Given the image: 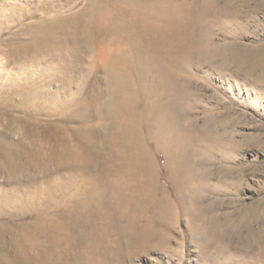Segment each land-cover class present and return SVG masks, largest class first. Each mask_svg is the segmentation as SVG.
I'll return each instance as SVG.
<instances>
[{
    "label": "rangeland",
    "instance_id": "374dc122",
    "mask_svg": "<svg viewBox=\"0 0 264 264\" xmlns=\"http://www.w3.org/2000/svg\"><path fill=\"white\" fill-rule=\"evenodd\" d=\"M219 2L221 6L230 2L234 8H241L242 4V0ZM256 4L257 0H249L250 6L247 7L253 8ZM89 6L90 0H0V27H7L8 30L7 34L0 33V74H4L0 78V98L12 104L11 109L3 114L34 122H41L42 117L65 128L67 137L71 139L74 138L71 130L74 127L85 131L93 129L97 142L94 158H51L46 164L47 170L32 164L29 172L13 174L7 163L0 159V225L8 229L7 235L4 234L6 242H0V264H264V83L220 71L216 64L198 56L191 67L184 65L178 70L180 79L176 88L189 97L182 104V113L186 114L181 119L182 131L206 129L221 137L219 142H210L215 148L213 154L205 155L200 143H193L192 146V158L197 164L209 159L207 176L217 179L212 189L222 192L220 195L206 194L207 207L210 208L206 217L208 221L202 223L183 210L179 219L170 217L168 221L155 222L152 235L139 240L138 235H128L127 224L121 215L115 216L114 224L100 218V214H108L110 208L95 202L101 191L91 190L104 176L98 164L107 147L121 153L120 148L111 145L108 140L110 132L104 125L109 119L105 118V113L100 116L110 98L104 71L95 70L97 68L86 60L88 53L85 46L81 50L82 60L76 63H65L63 58L53 64L43 61L35 70L31 66L32 58L21 59V66L17 68H13L16 65L14 56L7 59L9 51L18 48L21 43L38 44L37 40H32L33 32L29 28L41 16L60 14L61 10L67 18H71L75 12L87 10ZM257 14L259 21L256 26L254 20H243L248 26V35H238L234 39L232 35L218 32L217 42H237L241 48L248 47L255 52L264 50V11ZM39 45V49H43L42 44L36 46ZM228 52H231L229 45ZM11 73L13 77H10ZM67 78L71 83L66 85ZM4 79H15L19 83L14 96L4 93V84H7H3ZM30 87L46 93V105L32 104L33 111L28 108ZM21 101L24 107H21ZM73 109L89 118L83 122L76 119L69 121L67 117ZM9 128L14 133L13 139L17 140L24 126L14 122ZM1 130L3 127L0 125ZM3 140L11 139H0ZM220 143L222 146L225 144L223 148L233 151L231 160L219 151ZM8 144L0 142V150ZM155 158L158 185L173 188L168 180L169 169L163 163L164 156L158 152ZM197 164L195 168L202 170ZM93 165L94 171L90 172L88 167ZM241 167L249 170L243 171L242 168L238 171ZM227 170L235 176L234 180L226 174ZM4 199H8L6 203ZM78 215L86 221L79 228L76 239L72 240L68 223ZM151 216L156 215L152 213ZM236 228L239 230L236 231ZM39 230L49 231L51 235L44 241L48 245H43V250H40ZM90 234L96 235L93 239L96 245L93 256L87 257L85 244Z\"/></svg>",
    "mask_w": 264,
    "mask_h": 264
},
{
    "label": "bare ground",
    "instance_id": "6f19581e",
    "mask_svg": "<svg viewBox=\"0 0 264 264\" xmlns=\"http://www.w3.org/2000/svg\"><path fill=\"white\" fill-rule=\"evenodd\" d=\"M219 1L90 0L87 10L81 9L71 18H67L60 10V14L41 16L28 27L33 32L32 40L42 44L43 49H39L37 43L26 41L10 50V57L7 56V59L14 56L13 62L16 65L13 63V68L21 66V59L25 61L26 57L32 58V63H28L35 70L43 61H49L50 64L58 60L76 63L82 60L81 50L85 46L88 53L86 60L97 68L95 70L104 71L110 98L104 104L100 116L105 113V118L109 119L104 125L110 132L108 140L111 145L119 147L121 153H116L111 147L105 149L98 164L104 176L97 180V187L92 186L91 190L101 191L95 202L110 208L109 213L100 214V218L114 224L115 216L121 215L127 224L128 235H138L139 240L148 239L152 235L155 222L168 221L170 217L178 218L183 210L202 223L208 221L206 217L210 208L207 207L206 194L222 193L221 190L212 189L217 179L207 176L209 159L197 164L192 158L193 143L202 144L201 150L205 155L213 154L215 148H212L210 142H219L221 137L206 129L193 132L191 128L187 133L184 129L182 131L181 119L186 116L182 113V104L189 97L179 93L176 88L177 80L180 79L178 70L184 65L191 67L194 58L198 56L216 64L220 71L264 83V50L255 52L248 47L243 49L237 42L222 44L216 38L218 32L232 35L234 39L238 35H248V26L243 20H254L256 26L259 21L257 12L264 11V0H257L253 8L247 7L250 6L249 0H242L241 8L230 6V2L221 6ZM0 33L7 34V27H0ZM227 45L231 47L230 53H227ZM65 49L67 51H63ZM3 76L0 74V78ZM10 77H13L12 73ZM67 79L66 85L71 83ZM2 82H7L4 84V93L14 96L19 83L15 79H4ZM35 88L30 87L29 90L31 96L28 108L31 111L32 104L46 105L45 91ZM11 106L7 99L0 98V125L3 127L0 139H11L0 141L10 143L4 150H0V159L7 163L13 174L29 172L32 164L46 169L48 160L55 157L56 160L95 157V130L85 131L74 127L71 129L74 138L71 139L67 137L65 128L42 117L41 122H34L28 118L3 114ZM21 107H24L22 101ZM23 111L27 113L26 109ZM88 118L76 109L67 117L69 121L76 119L82 122ZM14 122L24 126L17 140L13 139L14 133L9 128ZM220 145L219 151H223V157L229 160L233 151L223 148L225 144ZM158 152L165 158L163 163L169 169L168 180L173 188L168 185L159 186L157 183L158 165L155 156ZM16 161L20 163L16 164ZM196 164L202 170H197ZM88 168L90 172L94 171V165ZM242 168L237 170L242 171ZM37 169L39 171V167ZM245 170L249 169L243 168ZM226 174L235 179L228 170ZM7 200L4 199L5 203ZM152 213L156 216H151ZM85 221L86 218L79 215L69 221L72 240L76 239ZM6 233L7 227L0 225V242L3 244L6 242ZM37 235L41 238L40 250H43L48 245L44 241L51 235L45 230H39ZM95 237L93 234L87 237V257L94 254Z\"/></svg>",
    "mask_w": 264,
    "mask_h": 264
}]
</instances>
